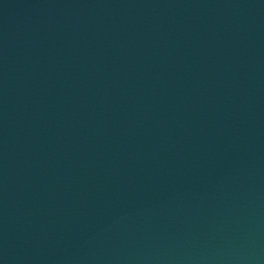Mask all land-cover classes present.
Instances as JSON below:
<instances>
[{"label": "water", "instance_id": "water-1", "mask_svg": "<svg viewBox=\"0 0 264 264\" xmlns=\"http://www.w3.org/2000/svg\"><path fill=\"white\" fill-rule=\"evenodd\" d=\"M0 264H264V0H0Z\"/></svg>", "mask_w": 264, "mask_h": 264}]
</instances>
